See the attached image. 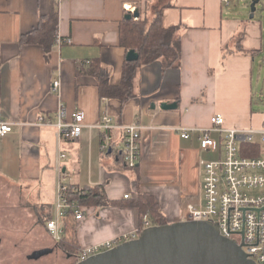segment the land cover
<instances>
[{"label": "crops", "instance_id": "0c3cea01", "mask_svg": "<svg viewBox=\"0 0 264 264\" xmlns=\"http://www.w3.org/2000/svg\"><path fill=\"white\" fill-rule=\"evenodd\" d=\"M257 1L254 19L258 5L264 6V0ZM52 3L0 0V110L14 124L0 138V180L18 189L23 207L50 215L56 158L58 150L65 152L69 184L102 187L116 203L85 213L76 227L80 249L139 230V212L128 204L142 195L153 198L167 224L180 222L187 205L202 203L200 162L218 156L200 149L198 130L211 129L215 115L224 118L225 128L259 130L264 125V111L252 108L253 65L264 51L262 24L227 18L221 0H63L56 9L55 37L69 43L59 46L55 40L45 54L41 46L24 45L21 39L50 14ZM128 6L148 22L160 11L165 29L178 26L180 57L174 68L163 70L155 62L139 69L134 97L121 104L100 96L93 73L98 64L109 84L119 85L128 52L120 46L119 28ZM84 61L90 64L79 69ZM55 80L59 93L52 92ZM162 102H175L178 108L163 111ZM61 108L63 123H71L76 113L83 114V121L78 138L59 143L54 125ZM105 114L115 127L109 131L108 154L101 151L97 128ZM41 118L53 125H40ZM133 123L141 126L140 155L130 169L119 159L123 140L118 127ZM178 130H189L188 138ZM211 134L216 133H210L213 139Z\"/></svg>", "mask_w": 264, "mask_h": 264}, {"label": "built area", "instance_id": "2783aa9c", "mask_svg": "<svg viewBox=\"0 0 264 264\" xmlns=\"http://www.w3.org/2000/svg\"><path fill=\"white\" fill-rule=\"evenodd\" d=\"M57 6L63 0H53ZM233 0H221L223 6H230ZM130 14L135 8H125ZM69 43L60 36L56 37V44ZM90 64L80 62L77 67L83 68ZM52 92L59 93L60 81L52 83ZM65 117L64 109H60L56 116V137L60 143L64 139L78 138L81 133L83 114L73 115L72 122H62ZM40 125L52 126L51 120H39ZM211 129H200L199 147L206 152L217 153L215 160H202L201 192L202 203L198 206L187 205L181 214L180 222H211L216 224L222 237L233 240L242 245L248 259L255 264H264V125L259 130H238L225 128V120L221 115L211 118ZM14 124L6 121L0 110V138L12 131ZM97 128L102 132L101 151L109 152L111 136L109 131L114 129L112 118L102 115ZM122 133V146L119 156L123 164L133 169L136 167L140 155V131L137 123L118 127ZM181 131L182 138H188L189 130ZM192 131V130H190ZM219 136L218 141L211 139L210 133ZM243 145L254 148L244 150ZM260 146L259 155L253 154V149ZM253 154V155H252ZM67 154L58 150L56 158V201L55 218L46 222V230L50 237L59 241L63 234V218L69 210L73 217L80 222L85 212L67 199L69 190H75L68 182L69 174L63 168ZM143 230L150 227L147 218L143 220ZM139 230L118 238L82 248L73 258L75 263L85 261L96 254L108 251L122 243L136 239Z\"/></svg>", "mask_w": 264, "mask_h": 264}, {"label": "trees", "instance_id": "16d2710c", "mask_svg": "<svg viewBox=\"0 0 264 264\" xmlns=\"http://www.w3.org/2000/svg\"><path fill=\"white\" fill-rule=\"evenodd\" d=\"M57 5L53 1L50 14L43 18L38 27L31 33L21 39L24 45H39L44 53L48 54L51 47L55 44V32L57 25ZM179 27H170L165 29L161 24L160 11L155 12L154 18L148 22L146 19L124 20L119 28L120 46L125 51L134 50L139 58L136 62H125L122 69V76L118 86H111L107 81V74L101 70L98 64H92L96 68L95 75L98 82V89L102 98L114 99L126 103L134 97L133 80L139 69L151 65L155 62H161L163 70L174 68L179 63L180 57V38L177 35ZM243 34H238L235 38L236 46H239ZM82 69V68H80ZM244 150L254 148L251 145H243ZM260 146L253 149L254 155H259ZM105 154H108L105 153ZM252 154V155H253ZM120 159V156H119ZM75 190H69L67 199L76 203L85 213L91 208H102L111 205L112 202L105 196L102 187L79 188L74 186ZM116 204V203H112ZM135 208L140 216V229L143 231L142 222L147 218L151 226L166 225V219L159 205L149 195H142L128 204ZM40 218V215H39ZM50 215L48 219L50 220ZM41 220L42 217H41ZM78 222L73 217V211L69 210L63 218V234L56 242L58 249L68 257H74L81 249L76 240V227ZM72 264H76L73 262Z\"/></svg>", "mask_w": 264, "mask_h": 264}, {"label": "water", "instance_id": "95a60500", "mask_svg": "<svg viewBox=\"0 0 264 264\" xmlns=\"http://www.w3.org/2000/svg\"><path fill=\"white\" fill-rule=\"evenodd\" d=\"M257 0L250 4V19ZM139 13H128L124 19H138ZM138 53L129 50L127 62H136ZM154 108V106H153ZM163 111L176 110L177 103L162 102ZM109 150L108 153H110ZM51 250H42L40 258ZM76 264H255L248 259L241 244L222 237L218 226L211 222H175L163 226H150L129 242L96 254Z\"/></svg>", "mask_w": 264, "mask_h": 264}, {"label": "rangeland", "instance_id": "374dc122", "mask_svg": "<svg viewBox=\"0 0 264 264\" xmlns=\"http://www.w3.org/2000/svg\"><path fill=\"white\" fill-rule=\"evenodd\" d=\"M250 4L251 1L243 4L241 0H233L230 6H224L223 13L227 18H234L240 23L259 22L264 30V6L259 4L255 19H250ZM262 38L264 47V31ZM256 57L253 65L252 108L264 111V64H259V61L264 62V51ZM211 136L218 141L217 134ZM206 158L215 160L216 155H208ZM20 198L18 189L0 180V264H72L73 258L61 252L44 229L49 210L40 214L39 219V213L31 207H23L19 202ZM55 201L56 195L50 209L51 219L55 218ZM200 201L202 202L201 191ZM45 248L50 249L51 253L40 256L37 260L28 259L30 256H39L37 251Z\"/></svg>", "mask_w": 264, "mask_h": 264}, {"label": "flooded vegetation", "instance_id": "af4514ba", "mask_svg": "<svg viewBox=\"0 0 264 264\" xmlns=\"http://www.w3.org/2000/svg\"><path fill=\"white\" fill-rule=\"evenodd\" d=\"M0 244H1V241H0ZM50 253H51V252H50ZM50 253H49V254H50ZM47 255H48V254H47ZM28 259H29V260H37V259H39V258L36 259V258H33L32 256H30V257H28Z\"/></svg>", "mask_w": 264, "mask_h": 264}]
</instances>
